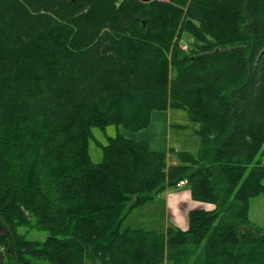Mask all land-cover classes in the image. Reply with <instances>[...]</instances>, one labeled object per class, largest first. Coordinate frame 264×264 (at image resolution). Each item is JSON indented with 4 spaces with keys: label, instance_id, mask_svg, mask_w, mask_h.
Masks as SVG:
<instances>
[{
    "label": "trees",
    "instance_id": "trees-1",
    "mask_svg": "<svg viewBox=\"0 0 264 264\" xmlns=\"http://www.w3.org/2000/svg\"><path fill=\"white\" fill-rule=\"evenodd\" d=\"M169 108L201 140L196 155L170 149L176 165L92 134ZM181 181L215 208L190 211L187 230L122 229ZM261 194L264 0H0V217L15 238L8 253L0 237V264H264L248 216Z\"/></svg>",
    "mask_w": 264,
    "mask_h": 264
},
{
    "label": "rangeland",
    "instance_id": "rangeland-1",
    "mask_svg": "<svg viewBox=\"0 0 264 264\" xmlns=\"http://www.w3.org/2000/svg\"><path fill=\"white\" fill-rule=\"evenodd\" d=\"M184 38L185 36H183V41L181 42L183 46L186 45ZM171 78H175L174 73H172ZM197 128L198 125L190 121L187 111L169 108L166 111H154L151 115L149 126L143 130L131 131L124 126H109L105 129L94 128L92 134L96 141L103 145L107 143L109 138L123 136L135 141L146 142L151 150L165 152L171 156L173 154H170V149L196 155L201 146V140L195 134ZM89 153L93 163L102 162V149L93 140L89 144ZM174 155L175 157L173 156V158L178 159V155ZM144 206L131 211L124 221L122 229L137 227L145 231L165 232L166 221L160 206ZM248 216L255 225L264 226V194L250 199ZM21 232L26 234L29 239L37 241H43L48 236L46 232L34 229H22Z\"/></svg>",
    "mask_w": 264,
    "mask_h": 264
},
{
    "label": "crops",
    "instance_id": "crops-1",
    "mask_svg": "<svg viewBox=\"0 0 264 264\" xmlns=\"http://www.w3.org/2000/svg\"><path fill=\"white\" fill-rule=\"evenodd\" d=\"M175 157V155H173ZM168 156L169 164L176 165L179 160ZM147 207L160 206L164 213V219L166 221V230L168 228H176L180 230L188 229V215L189 212L195 209L213 210L215 207L210 204H203L196 202L192 199L190 190L187 185L177 187L174 189H167L160 196L145 204ZM171 223V224H169ZM137 228V227H134ZM164 232V233H165Z\"/></svg>",
    "mask_w": 264,
    "mask_h": 264
},
{
    "label": "water",
    "instance_id": "water-1",
    "mask_svg": "<svg viewBox=\"0 0 264 264\" xmlns=\"http://www.w3.org/2000/svg\"><path fill=\"white\" fill-rule=\"evenodd\" d=\"M152 1L153 0H142V2L144 3H149ZM0 237H5L8 240V244H9L8 253L14 252L15 238L1 217H0Z\"/></svg>",
    "mask_w": 264,
    "mask_h": 264
},
{
    "label": "built area",
    "instance_id": "built-area-1",
    "mask_svg": "<svg viewBox=\"0 0 264 264\" xmlns=\"http://www.w3.org/2000/svg\"><path fill=\"white\" fill-rule=\"evenodd\" d=\"M157 1H160V2H167L169 0H157ZM182 49L186 50V46H183ZM187 185V181H181L177 184V187H182V186H185Z\"/></svg>",
    "mask_w": 264,
    "mask_h": 264
}]
</instances>
